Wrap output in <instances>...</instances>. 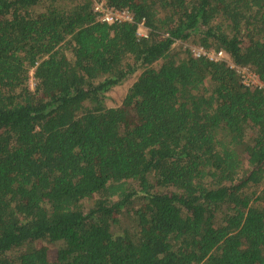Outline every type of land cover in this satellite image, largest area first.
I'll use <instances>...</instances> for the list:
<instances>
[{
    "label": "trees",
    "instance_id": "trees-1",
    "mask_svg": "<svg viewBox=\"0 0 264 264\" xmlns=\"http://www.w3.org/2000/svg\"><path fill=\"white\" fill-rule=\"evenodd\" d=\"M105 1L0 0V264H264V88L188 46L264 82V0Z\"/></svg>",
    "mask_w": 264,
    "mask_h": 264
},
{
    "label": "built area",
    "instance_id": "built-area-1",
    "mask_svg": "<svg viewBox=\"0 0 264 264\" xmlns=\"http://www.w3.org/2000/svg\"><path fill=\"white\" fill-rule=\"evenodd\" d=\"M93 7L94 11L98 13L100 20L104 22L113 23L133 20V15L129 10L110 7L105 0H96ZM191 52L193 57H205L215 62H226L229 66L236 68L243 84L247 87L264 88V82L251 67H236L230 54L223 49L216 50L204 46H192Z\"/></svg>",
    "mask_w": 264,
    "mask_h": 264
},
{
    "label": "rangeland",
    "instance_id": "rangeland-1",
    "mask_svg": "<svg viewBox=\"0 0 264 264\" xmlns=\"http://www.w3.org/2000/svg\"><path fill=\"white\" fill-rule=\"evenodd\" d=\"M96 1V0H95ZM140 33L141 34H146V30L145 28L142 27V29H140ZM183 43L181 42H177L175 44V49L176 50H181V46H182ZM189 47L191 46H197V45H192V44H189L188 45ZM134 80H131L127 83H125L124 85H121L117 88H115L113 91L109 92L108 95H109V103L110 105L112 106H115V105H118L122 102L123 100V97L125 96L127 90L129 89V87L131 86V84L133 83ZM30 86L32 89L35 88V79H34V76H33V71L31 73V79H30ZM42 245L48 247V249L50 250L51 253H55V245L53 244H50V243H41Z\"/></svg>",
    "mask_w": 264,
    "mask_h": 264
}]
</instances>
